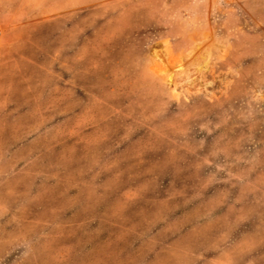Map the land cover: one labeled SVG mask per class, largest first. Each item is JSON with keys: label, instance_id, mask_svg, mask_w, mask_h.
<instances>
[{"label": "rangeland", "instance_id": "1", "mask_svg": "<svg viewBox=\"0 0 264 264\" xmlns=\"http://www.w3.org/2000/svg\"><path fill=\"white\" fill-rule=\"evenodd\" d=\"M0 264H264V0H0Z\"/></svg>", "mask_w": 264, "mask_h": 264}]
</instances>
